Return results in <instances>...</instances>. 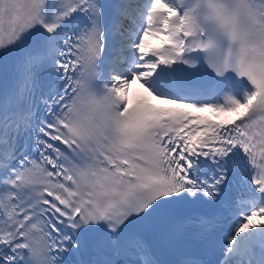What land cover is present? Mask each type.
Returning a JSON list of instances; mask_svg holds the SVG:
<instances>
[{
  "label": "snow or ice",
  "instance_id": "6c2138e0",
  "mask_svg": "<svg viewBox=\"0 0 264 264\" xmlns=\"http://www.w3.org/2000/svg\"><path fill=\"white\" fill-rule=\"evenodd\" d=\"M0 69V264H264V0H0Z\"/></svg>",
  "mask_w": 264,
  "mask_h": 264
}]
</instances>
